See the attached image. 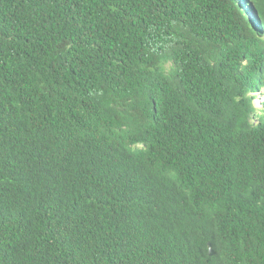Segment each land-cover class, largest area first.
<instances>
[{"label":"trees","instance_id":"obj_1","mask_svg":"<svg viewBox=\"0 0 264 264\" xmlns=\"http://www.w3.org/2000/svg\"><path fill=\"white\" fill-rule=\"evenodd\" d=\"M0 264H264V0H0Z\"/></svg>","mask_w":264,"mask_h":264},{"label":"rangeland","instance_id":"obj_2","mask_svg":"<svg viewBox=\"0 0 264 264\" xmlns=\"http://www.w3.org/2000/svg\"><path fill=\"white\" fill-rule=\"evenodd\" d=\"M262 101H263V97H258L254 100V104L257 108H259L260 110L262 109Z\"/></svg>","mask_w":264,"mask_h":264},{"label":"water","instance_id":"obj_3","mask_svg":"<svg viewBox=\"0 0 264 264\" xmlns=\"http://www.w3.org/2000/svg\"><path fill=\"white\" fill-rule=\"evenodd\" d=\"M210 253H211V254H214V250H212V248H211V251H210Z\"/></svg>","mask_w":264,"mask_h":264}]
</instances>
